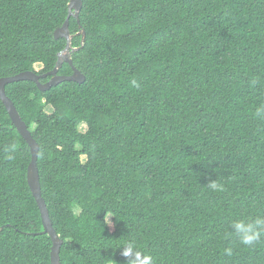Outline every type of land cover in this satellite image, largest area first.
<instances>
[{
  "label": "trees",
  "instance_id": "16d2710c",
  "mask_svg": "<svg viewBox=\"0 0 264 264\" xmlns=\"http://www.w3.org/2000/svg\"><path fill=\"white\" fill-rule=\"evenodd\" d=\"M69 1L0 0V77L54 68ZM80 20L84 82L6 85L40 144L62 264H126L129 241L154 264H264V242L223 239L231 219L264 214V0H83ZM31 157L0 98V264H51Z\"/></svg>",
  "mask_w": 264,
  "mask_h": 264
},
{
  "label": "water",
  "instance_id": "95a60500",
  "mask_svg": "<svg viewBox=\"0 0 264 264\" xmlns=\"http://www.w3.org/2000/svg\"><path fill=\"white\" fill-rule=\"evenodd\" d=\"M82 6H83V0H70L68 17L64 21L63 25L58 27L54 31L55 38L64 37L67 40V44L63 50L58 52V59L52 70L44 73H39L34 70H25L16 73L14 75L0 77V98L3 101L4 105L6 106V109L11 116L13 124L16 126L17 130L22 135V137L28 142L31 149L32 157L28 165L27 180L41 212V217L44 225V230L42 231V233L48 234L52 241L51 252H50L51 264H62L60 251H61V246L63 244V239L59 236L58 232L56 231L53 225V221L50 217L48 206L42 195L40 173L38 168V155L40 150V144L33 137L31 130L28 128L27 123L22 119L21 114L19 113L13 100L8 96L6 92V85L10 82H15L20 80H32L36 82V84L41 90H47L52 86L67 80H72L79 83L85 81L86 75L82 73L74 65L73 60L71 58L70 42L72 35L69 29V18L72 15L77 19L78 22H80L79 12L82 9ZM79 33H82L83 35L82 41L84 42L86 39V33L84 29H82ZM78 49L79 48H75L73 50H78ZM64 62H67L71 65L73 69V73L69 75H62L58 73L59 69L62 67ZM47 76H51V78L46 82H42L41 78H45ZM2 229L3 227L0 229V231Z\"/></svg>",
  "mask_w": 264,
  "mask_h": 264
},
{
  "label": "clouds",
  "instance_id": "9594fccd",
  "mask_svg": "<svg viewBox=\"0 0 264 264\" xmlns=\"http://www.w3.org/2000/svg\"><path fill=\"white\" fill-rule=\"evenodd\" d=\"M68 13H69V3H68ZM71 17H74V16L72 15ZM71 17L69 18V29H70ZM79 20H80V12H79ZM78 24H79V30L76 33H72L70 29V32L72 35L71 42H70L71 43V46H70L71 47V52H70L71 58H72V53L75 51L73 49L83 47L82 45L77 46V47L72 46V39L74 37V34L82 35V33H79V32L82 29H84L81 24V20L80 22H78ZM84 31L86 33L85 29ZM84 42L82 41V44ZM66 44H67V40H66ZM34 71L38 72V69ZM256 83H257L256 79H253L251 81V84L253 86L256 85ZM130 84L134 88H140V84L136 80L130 81ZM254 116L257 119L264 120V104H261L258 107H256ZM15 150H16L15 144H12L9 146V149H8L9 155L7 157L9 160L14 158L12 153L15 152ZM206 186L212 192H223L226 190L225 183L219 179H210ZM233 238L238 240L239 244L246 248H252L258 245L259 243L264 242V214L238 215L235 218L231 219L228 224V230L225 231L223 234V239H233ZM121 249H123L122 255L127 258L126 264H154L153 256L150 253L138 248L137 245L132 241L127 242ZM223 251H224V254L231 256L233 255L234 249L232 247H226L223 249Z\"/></svg>",
  "mask_w": 264,
  "mask_h": 264
},
{
  "label": "rangeland",
  "instance_id": "374dc122",
  "mask_svg": "<svg viewBox=\"0 0 264 264\" xmlns=\"http://www.w3.org/2000/svg\"><path fill=\"white\" fill-rule=\"evenodd\" d=\"M37 68H39V65L37 66ZM50 110V107H47Z\"/></svg>",
  "mask_w": 264,
  "mask_h": 264
}]
</instances>
